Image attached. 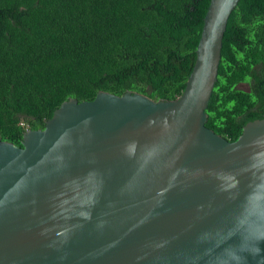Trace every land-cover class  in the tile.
Listing matches in <instances>:
<instances>
[{
  "label": "water",
  "instance_id": "1",
  "mask_svg": "<svg viewBox=\"0 0 264 264\" xmlns=\"http://www.w3.org/2000/svg\"><path fill=\"white\" fill-rule=\"evenodd\" d=\"M238 1H209L178 97L99 91L0 138V264H264V117L205 125Z\"/></svg>",
  "mask_w": 264,
  "mask_h": 264
},
{
  "label": "trees",
  "instance_id": "2",
  "mask_svg": "<svg viewBox=\"0 0 264 264\" xmlns=\"http://www.w3.org/2000/svg\"><path fill=\"white\" fill-rule=\"evenodd\" d=\"M209 1L0 0V138L21 146L62 102L99 91L178 97ZM205 112L229 141L264 117V0L231 12Z\"/></svg>",
  "mask_w": 264,
  "mask_h": 264
},
{
  "label": "flooded vegetation",
  "instance_id": "3",
  "mask_svg": "<svg viewBox=\"0 0 264 264\" xmlns=\"http://www.w3.org/2000/svg\"><path fill=\"white\" fill-rule=\"evenodd\" d=\"M243 85H247L246 82H241V83H239V84H238V87H239V88H243V89H245L244 87H242Z\"/></svg>",
  "mask_w": 264,
  "mask_h": 264
},
{
  "label": "rangeland",
  "instance_id": "4",
  "mask_svg": "<svg viewBox=\"0 0 264 264\" xmlns=\"http://www.w3.org/2000/svg\"><path fill=\"white\" fill-rule=\"evenodd\" d=\"M242 87H244V88H246V89L248 88V86H247V85H243Z\"/></svg>",
  "mask_w": 264,
  "mask_h": 264
}]
</instances>
